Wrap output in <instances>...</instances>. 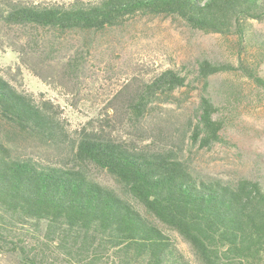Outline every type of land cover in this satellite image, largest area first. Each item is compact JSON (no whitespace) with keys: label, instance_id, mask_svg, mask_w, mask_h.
<instances>
[{"label":"trees","instance_id":"obj_1","mask_svg":"<svg viewBox=\"0 0 264 264\" xmlns=\"http://www.w3.org/2000/svg\"><path fill=\"white\" fill-rule=\"evenodd\" d=\"M159 16L234 37L245 55L239 67L200 62L205 92L191 137L211 147L222 142L223 122L208 93L210 78L243 70L264 92V35L252 26L264 21V0H0V25L28 30L19 57L38 65L48 54L42 33L59 39ZM59 62L79 76L78 53ZM12 81L0 70V249L18 264H264L263 182L203 173L180 146L120 134L109 113L73 130L58 104ZM130 87L114 100L137 127L158 101H170L188 84L180 73L165 70L127 93ZM31 140L57 156L44 160L16 147Z\"/></svg>","mask_w":264,"mask_h":264},{"label":"rangeland","instance_id":"obj_2","mask_svg":"<svg viewBox=\"0 0 264 264\" xmlns=\"http://www.w3.org/2000/svg\"><path fill=\"white\" fill-rule=\"evenodd\" d=\"M31 1L69 3L73 0ZM252 26L255 32L264 35V21L254 22ZM27 32L0 25V70L27 91L43 94L58 104L71 129L109 113L111 126L115 125L120 134L129 131L138 136L150 135L157 137L160 144L180 146L185 159L203 173L224 179L248 177L264 183V92L243 70L210 78L208 93L223 122L222 142L202 148L191 137L205 92L199 75L200 62L209 60L239 67L245 55L234 37L193 29L179 18L137 17L100 33L72 32L60 35L59 39L42 33V38L46 36L48 54L41 57L38 65L27 56L19 57V44L27 39ZM76 53L78 77L69 75L58 65L60 60ZM249 55L252 60L253 53ZM165 70H175L186 77L188 87L177 91L170 101H158L141 124L132 126L126 116L123 118L121 101L114 100L116 95L127 85H131L130 91L126 90L130 93ZM259 71L264 76V66ZM16 147L44 160L58 154L32 140L16 143ZM94 174L114 185L103 174L97 171ZM173 238L189 256L183 241L177 235ZM0 264L18 262L0 249Z\"/></svg>","mask_w":264,"mask_h":264}]
</instances>
